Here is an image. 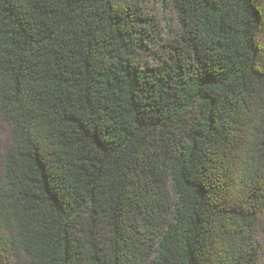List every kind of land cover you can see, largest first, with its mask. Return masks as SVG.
<instances>
[{"label": "trees", "instance_id": "16d2710c", "mask_svg": "<svg viewBox=\"0 0 264 264\" xmlns=\"http://www.w3.org/2000/svg\"><path fill=\"white\" fill-rule=\"evenodd\" d=\"M147 1L0 0V264H259L264 0Z\"/></svg>", "mask_w": 264, "mask_h": 264}, {"label": "rangeland", "instance_id": "374dc122", "mask_svg": "<svg viewBox=\"0 0 264 264\" xmlns=\"http://www.w3.org/2000/svg\"><path fill=\"white\" fill-rule=\"evenodd\" d=\"M148 6L150 10L155 14L158 22V33L161 36H167L168 33H174L177 31V19L175 13L167 0H149ZM151 12V13H152ZM260 40L264 44V28L260 33ZM11 123L7 119H0V171L2 170L4 163V151L10 144V131ZM259 235L263 242V249L260 256L259 264H264V216L261 218L259 225Z\"/></svg>", "mask_w": 264, "mask_h": 264}]
</instances>
